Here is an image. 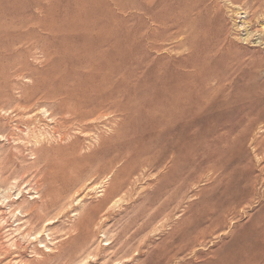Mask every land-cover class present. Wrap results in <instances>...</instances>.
<instances>
[{"label":"rangeland","instance_id":"374dc122","mask_svg":"<svg viewBox=\"0 0 264 264\" xmlns=\"http://www.w3.org/2000/svg\"><path fill=\"white\" fill-rule=\"evenodd\" d=\"M215 3L205 65L112 0H0V264H264V0Z\"/></svg>","mask_w":264,"mask_h":264},{"label":"bare ground","instance_id":"6f19581e","mask_svg":"<svg viewBox=\"0 0 264 264\" xmlns=\"http://www.w3.org/2000/svg\"><path fill=\"white\" fill-rule=\"evenodd\" d=\"M80 1V0H79ZM81 1H83V0H81ZM94 1V0H93ZM113 1V3H114V6H116V8H117V10L118 9H120V10H122V11H124V13H127V12H130V13H128L129 15L130 14H132V11H134V10H138V11H142V21H143V28H142V31L141 30H139L138 28V30L139 31H141V33L140 34H142L143 33V38H140L141 40L140 41H143V42H145V43H143V42H141V43H143V44H145L146 45V47L145 48H147V51L149 50V49H152V50H154V51H157L158 53L160 52L161 53V49L162 48H164L163 46H164V41H166V40H173V39H175V41L176 40H178V41H180L182 38H179L178 39V37L184 32V31H186L185 29H187V28H190L189 30L191 31V33L192 34H190L191 36H192V38H191V44H192V48L194 49L195 48V51H196V49L198 48V47H200V46H202V49L204 50V52H205V54H207V56L205 57L204 55H202V53H201V55L204 57V60H202L203 62V64H205V65H209L210 64V62H211V60H210V58L212 57H209V54H212V51L213 50H215V49H218L219 50V53H220V51H223L224 50V43H226L224 40H219L218 39V35H219V28H218V26H217V24L214 22L215 21V15H216V3H217V1H216V3H215V0H136V1H138V2H141L142 4L140 5V3H138L137 2V4H136V1L135 0H133V3L131 2V3H128V2H130L129 0H127L128 2H126V3H123V2H121V0H112ZM134 1H135V3H134ZM209 1H211V3L209 2ZM97 2V1H96ZM88 3V2H87ZM90 3V2H89ZM93 3H95V2H93ZM105 3V2H104ZM98 4V3H97ZM80 5V4H79ZM93 5V4H92ZM78 6V5H77ZM105 6H107V4H105ZM41 7V6H40ZM111 7V6H110ZM38 8V7H37ZM80 8V7H79ZM103 8V7H102ZM115 8V9H116ZM44 9V8H43ZM2 10V9H1ZM4 11V10H3ZM44 12H45V10H43ZM95 11V10H94ZM110 11V10H109ZM140 11V12H141ZM8 13H9V11H7ZM6 12V13H7ZM86 12V11H85ZM97 12V11H96ZM96 12H94V13H96ZM115 12H116V10H115ZM7 13V17H9V16H11L10 14H8ZM11 13V12H10ZM121 13V12H120ZM46 14H47V12H46ZM119 14V13H118ZM122 14H123V12H122ZM136 14H138V13H136ZM135 14V15H136ZM9 15V16H8ZM29 15V14H28ZM114 15V14H113ZM120 15V14H119ZM128 15V16H129ZM139 15H140V13H139ZM138 15V16H139ZM118 16V15H117ZM141 16V15H140ZM139 16V18H141ZM3 17V16H2ZM2 17H0V18H2ZM6 17V18H7ZM32 17H34L33 15H32ZM136 18H137V16H135ZM134 16H133V18H135ZM11 18V17H10ZM26 18V17H25ZM30 18V17H29ZM5 19V18H4ZM8 19V18H7ZM36 19V18H35ZM37 19H38V17H37ZM46 18H44V20H45ZM1 20V19H0ZM3 20V19H2ZM9 20V19H8ZM31 20V19H30ZM43 20V19H42ZM127 20V19H126ZM131 20H133V19H131ZM26 21H28V19H26ZM33 22H34V20H32ZM31 21V22H32ZM118 21V20H117ZM124 21H125V19H124ZM137 21V23H138V19L136 20ZM30 22V21H29ZM38 22H40L39 20H38ZM38 22H37V24L34 22V24H36V25H38ZM115 22V21H114ZM28 23V22H27ZM43 24H45L44 22H42ZM99 23V22H98ZM142 23V22H141ZM0 24H2V23H0ZM6 24V23H5ZM43 24H42V27H44L43 26ZM115 24H116V22H115ZM117 24H118V22H117ZM28 25H30V24H28ZM39 25H41L40 23H39ZM2 26H3V24H2ZM103 26H104V24H103ZM115 26V25H114ZM114 26H113V28H114ZM27 27V26H26ZM117 28V27H116ZM127 28V27H126ZM130 28V27H129ZM128 28V29H129ZM135 28V27H134ZM140 28V27H139ZM136 29V30H137ZM124 30V29H123ZM131 30V29H130ZM110 31V30H109ZM114 31V30H113ZM113 31H110V33L111 32H113ZM135 31V30H134ZM134 31L132 32V33H134ZM116 32H117V30H116ZM128 31H126V33H127ZM123 33V32H122ZM131 33V31H129L128 32V34H130ZM132 33H131V36L130 37H133V35H132ZM135 33H137V34H139L138 32H135ZM134 33V34H135ZM31 34V33H30ZM127 34V35H128ZM136 34V35H137ZM111 35H112V33H111ZM115 35V34H114ZM123 35V34H122ZM183 35V34H182ZM189 35V36H190ZM27 36V35H26ZM138 36V35H137ZM114 37V36H113ZM112 37V38H113ZM127 37V36H126ZM129 37V38H130ZM134 37H135V35H134ZM133 37V38H134ZM141 37H142V35H141ZM184 37V36H183ZM188 37V36H187ZM128 38V37H127ZM137 39V37H135V40ZM143 39V40H142ZM186 39V38H185ZM190 39V38H189ZM115 41V40H114ZM131 41V40H130ZM129 41V42H130ZM182 41V40H181ZM115 42H117V41H115ZM124 42H126V41H124ZM187 42H189V41H187ZM186 42V43H187ZM132 43V42H131ZM136 43L138 44H140V42L138 41H136ZM176 43V42H175ZM114 44V43H113ZM118 44L120 45V42H118ZM127 44H128V42H127ZM133 44V43H132ZM179 44V43H178ZM178 44H177V46H178ZM116 45H117V43H116ZM136 45V44H135ZM145 45H142L141 47H143V46H145ZM182 45V44H181ZM132 46H134V45H132ZM132 46L131 47H129V48H132ZM137 46V45H136ZM136 46H134L135 48H136ZM139 48H141L140 46H138ZM175 47H176V45H175ZM117 48H118V45H117ZM149 48V49H148ZM227 48V47H226ZM115 49H116V47H115ZM144 49V48H143ZM191 49V48H190ZM200 49V48H199ZM228 49V48H227ZM226 49V50H227ZM129 50H131V49H129ZM135 50V49H134ZM137 50V49H136ZM135 50V51H136ZM202 50V51H203ZM123 51V50H122ZM121 51V52H122ZM143 51V53H144V50H142ZM146 51V52H147ZM192 51V50H191ZM198 51V50H197ZM201 51V52H202ZM118 52H120V51H118ZM130 52V51H129ZM131 52H133V50H131ZM150 52V51H149ZM211 52V53H210ZM136 53V52H135ZM134 52H133V54H128V55H130L131 57L135 54ZM139 53V52H138ZM143 53L141 54V55H143ZM218 53V54H219ZM122 54V53H121ZM148 54V52L146 53V55ZM192 54H193V52H192ZM191 54V55H192ZM198 54H200V53H197V56H198ZM228 54V53H227ZM93 55V54H92ZM127 55V56H128ZM137 55L138 54H136V57H137ZM144 55H145V53H144ZM153 56V54H148L147 56ZM196 55V54H195ZM194 55V57L196 58V56ZM122 56V55H121ZM146 56V57H147ZM220 56V55H219ZM218 56V57H219ZM222 56V55H221ZM231 56H232V54H231ZM231 56L229 57L230 59H232L231 58ZM125 57V56H124ZM129 57V56H128ZM130 57V58H131ZM143 57V56H142ZM153 57H155V56H153ZM153 57H151V58H153ZM201 57V56H200ZM202 57V58H203ZM233 57V56H232ZM111 58V57H110ZM139 58V57H138ZM145 58V57H144ZM150 57L148 58L149 59V61H150V59H151ZM157 58V57H156ZM155 58V61L156 60H158V59H156ZM190 58H193V56L191 57L190 56ZM222 58V57H221ZM220 58V59H221ZM102 59V58H101ZM122 59H123V57H122ZM121 59V60H122ZM125 59V58H124ZM141 59V58H140ZM148 59H146V60H148ZM194 59V58H193ZM192 59V60H193ZM197 59H199L198 57H197ZM197 59L195 60V61H197ZM212 59V58H211ZM228 59V58H227ZM129 60V59H128ZM127 60V61H128ZM137 60H139V59H137ZM142 60V59H141ZM141 60H139V62L141 61ZM145 59H144V61H146ZM200 60V59H199ZM213 60V59H212ZM226 60V59H225ZM233 60H235V59H233ZM98 61V60H97ZM119 61V60H118ZM124 60H122V62H123ZM132 61V60H131ZM130 61V62H131ZM144 61H141L140 63L142 64V62L143 63H145ZM195 61L193 62L192 61V63H194V65H196L197 63H195ZM218 61V60H217ZM216 61V63L217 64H219V65H221L220 64V60H219V62H217ZM106 62H108V61H106ZM125 62V61H124ZM136 62V61H135ZM148 62V61H147ZM146 62V63H147ZM222 62H224L225 63V61H222ZM118 63V66H119V62H117ZM133 63V62H132ZM145 63V64H146ZM155 63V62H154ZM191 63V62H190ZM191 63V64H192ZM215 63V64H216ZM99 64V63H98ZM97 64V65H98ZM107 64V63H106ZM116 64V63H115ZM125 64V63H124ZM151 64V63H150ZM158 64V63H157ZM157 64H155V67H156V65ZM203 64H202V66H203ZM100 65V64H99ZM108 65V64H107ZM113 65V64H112ZM111 65V66H112ZM134 65H136V63H134ZM139 64H137L136 66H138ZM149 65V64H148ZM211 65V64H210ZM224 65V64H223ZM236 65V66H235ZM235 65H233L232 66V68H233V71L237 68V64L235 63ZM95 66V65H94ZM121 66H122V64H121ZM135 66V67H136ZM151 66V65H150ZM214 66V65H213ZM216 66V65H215ZM214 66V67H215ZM218 66V65H217ZM116 67V66H115ZM206 67V66H205ZM236 67V68H235ZM105 68V67H104ZM112 68H114V66H112ZM129 68H131V67H129ZM217 68V67H216ZM235 68V69H234ZM238 68H239V70H240V67L238 66ZM99 69V68H98ZM101 69H102V67L99 69L100 71H101ZM106 69V68H105ZM126 69V68H125ZM124 69V70H125ZM134 69V68H133ZM141 69V68H140ZM139 68H138V70H140ZM196 69V68H195ZM229 69V67L227 68V73H228V70ZM230 69H231V66H230ZM103 70V69H102ZM107 70V69H106ZM135 70H137V68L135 69ZM224 70H225V68H224ZM232 70V69H231ZM100 71H99V73H100ZM109 71H110V69H109ZM111 71H113L114 72V70H111ZM130 71V70H129ZM235 71H237V69L235 70ZM242 71V70H241ZM103 72V71H102ZM112 72V73H113ZM116 72V71H115ZM118 72V71H117ZM133 72H134V70H133ZM137 73H139V71H136ZM230 72V71H229ZM240 72V71H239ZM107 73H108V70H107ZM112 73H110L111 75H112ZM122 73V72H121ZM129 73H131V72H128L127 74H128V76L130 75ZM141 73V72H140ZM197 73V72H196ZM224 73V72H223ZM233 73V72H232ZM235 73H237V72H235ZM101 74V73H100ZM103 74V73H102ZM114 74V73H113ZM126 74V75H127ZM134 74H136V73H134ZM212 74V73H211ZM107 75V74H106ZM111 75H109L108 74V76H111ZM132 75V74H131ZM131 75H130V77H131ZM224 76H225V74H223ZM222 75V76H223ZM99 76V75H98ZM105 76V75H104ZM136 76V75H135ZM229 76H231V74L229 75ZM233 76L234 75H232V78H233ZM103 77V76H102ZM101 77V78H102ZM133 77V76H132ZM221 77V76H220ZM228 77V76H227ZM105 78H106V76H105ZM99 79H100V76H99ZM103 79V78H102ZM123 79V78H122ZM104 80V79H103ZM106 80V79H105ZM134 81H135V79H134ZM213 81V80H212ZM98 82V81H97ZM112 82H113V79H112ZM205 83V82H204ZM108 84V83H107ZM238 84V83H237ZM95 85V84H94ZM97 86V85H96ZM96 86L95 87H93L92 89H93V91H94V89H98V88H96ZM226 86V85H225ZM223 87V86H222ZM99 88H100V86H99ZM170 88V87H169ZM210 89V88H209ZM181 91H182V89H180ZM195 90H196V88H195ZM86 91V90H85ZM90 91V90H89ZM99 91V90H98ZM169 91V90H168ZM175 91H176V89H175ZM251 91V90H250ZM222 92V91H221ZM101 93V92H100ZM209 93V92H208ZM212 93V92H211ZM217 93V92H216ZM244 93V92H243ZM95 94H97V93H95ZM179 94V93H178ZM211 96H212V94H210ZM94 96H96V95H94ZM172 96H174V95H172ZM85 97V96H84ZM97 97V96H96ZM86 98V97H85ZM172 98H174V97H172ZM138 99V98H137ZM142 99H143V97H142ZM76 100V99H75ZM153 100V99H152ZM163 101V100H162ZM169 101V100H168ZM167 101V102H168ZM172 102V101H171ZM170 102V103H171ZM207 102V101H206ZM205 102V103H206ZM173 103V102H172ZM171 103V104H172ZM175 103V102H174ZM140 104V103H139ZM170 104V105H171ZM244 104V103H243ZM143 105V104H142ZM163 105V104H162ZM161 105V106H162ZM195 105H196V103H195ZM72 106V105H71ZM163 107V106H162ZM171 107V106H170ZM173 108V107H172ZM161 109H163V108H161ZM197 109V108H196ZM154 110V109H153ZM150 111V110H149ZM163 110H161V112H162ZM165 111V110H164ZM87 112V111H86ZM167 112V111H166ZM165 112V113H166ZM94 113V112H93ZM163 113V112H162ZM162 113H161V116H162ZM165 113L163 114V115H165ZM168 113L170 114V112L168 111ZM168 113H166V114H168ZM67 114V113H66ZM86 114H88V113H86ZM101 114V113H100ZM169 114L168 115H165V116H169ZM171 114H174L172 111H171ZM73 115V114H72ZM80 115V114H79ZM164 116V117H165ZM95 117V116H94ZM169 117H172V116H169ZM169 117H165V118H169ZM83 118V117H82ZM161 118V117H160ZM163 118V117H162ZM161 118V119H162ZM80 120V119H79ZM159 120V119H158ZM167 120V119H166ZM169 120V119H168ZM84 121V120H83ZM169 121H171V120H169ZM174 121V120H173ZM161 124H162V122L161 121H159ZM166 123L167 124H171V123H173L172 121L169 123V122H167L166 121ZM165 120H164V126H166L165 124ZM161 124H158V125H160L161 126ZM163 125H162V127H163ZM160 126H159V128H160ZM165 128H163L162 130H164ZM161 131V130H160ZM162 132V131H161ZM167 133V132H166ZM164 134V133H163ZM169 134V133H168ZM173 134V133H172ZM167 135V134H166ZM173 136V135H172ZM160 139V138H159ZM170 139V138H169ZM256 145V144H255ZM164 148V147H163ZM256 149V148H255ZM177 150V149H176ZM163 151H164V149H163ZM172 151V150H171ZM163 154V153H162ZM172 154V153H171ZM175 154V153H174ZM161 155V154H160ZM165 156V155H164ZM173 156V155H172ZM171 156V157H172ZM175 156V155H174ZM165 158V157H164ZM163 158V159H164ZM160 163V162H159ZM150 165V164H149ZM263 167H264V165H263ZM263 170H264V168H263ZM263 175V174H262ZM223 263V262H222ZM221 264V263H220ZM225 264V263H224Z\"/></svg>","mask_w":264,"mask_h":264}]
</instances>
